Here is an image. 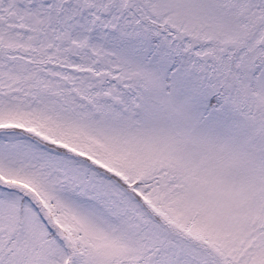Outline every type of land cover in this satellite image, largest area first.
<instances>
[{
    "label": "snow or ice",
    "instance_id": "snow-or-ice-1",
    "mask_svg": "<svg viewBox=\"0 0 264 264\" xmlns=\"http://www.w3.org/2000/svg\"><path fill=\"white\" fill-rule=\"evenodd\" d=\"M0 264H264V0H0Z\"/></svg>",
    "mask_w": 264,
    "mask_h": 264
}]
</instances>
